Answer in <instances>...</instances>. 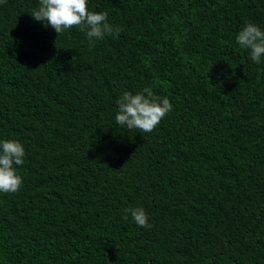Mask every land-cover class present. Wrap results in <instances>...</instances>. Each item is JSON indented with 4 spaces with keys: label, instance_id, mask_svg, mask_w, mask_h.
Returning <instances> with one entry per match:
<instances>
[{
    "label": "trees",
    "instance_id": "1",
    "mask_svg": "<svg viewBox=\"0 0 264 264\" xmlns=\"http://www.w3.org/2000/svg\"><path fill=\"white\" fill-rule=\"evenodd\" d=\"M122 28L95 45L0 5V141L25 149L0 193V264H264V0H87ZM150 88L151 132L116 124ZM141 207L150 229L125 208Z\"/></svg>",
    "mask_w": 264,
    "mask_h": 264
},
{
    "label": "clouds",
    "instance_id": "2",
    "mask_svg": "<svg viewBox=\"0 0 264 264\" xmlns=\"http://www.w3.org/2000/svg\"><path fill=\"white\" fill-rule=\"evenodd\" d=\"M7 0H0V5ZM39 8L31 17L50 26L58 35L73 28L85 33L89 44L94 46L97 40L106 35H119L120 27H114L108 21V13L88 10L87 0H39ZM236 43L250 51V58L259 64L264 57V31L253 23H248L237 34ZM118 112L116 124L128 130L137 129L151 133L161 120L172 111V104L167 98L160 99L150 88L132 94L125 91L117 100ZM24 146L16 140L0 141V193H16L22 186V178L17 174V167L25 163ZM123 220L130 214L134 223L140 228L150 229L149 217L141 207L125 208Z\"/></svg>",
    "mask_w": 264,
    "mask_h": 264
}]
</instances>
